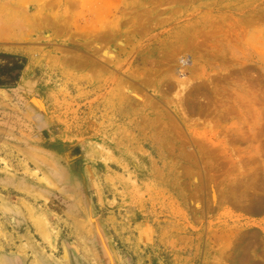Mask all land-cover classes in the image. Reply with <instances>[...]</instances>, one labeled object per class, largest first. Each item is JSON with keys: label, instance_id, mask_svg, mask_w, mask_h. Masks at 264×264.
<instances>
[{"label": "rangeland", "instance_id": "374dc122", "mask_svg": "<svg viewBox=\"0 0 264 264\" xmlns=\"http://www.w3.org/2000/svg\"><path fill=\"white\" fill-rule=\"evenodd\" d=\"M2 51L0 264H264V0H0Z\"/></svg>", "mask_w": 264, "mask_h": 264}, {"label": "flooded vegetation", "instance_id": "af4514ba", "mask_svg": "<svg viewBox=\"0 0 264 264\" xmlns=\"http://www.w3.org/2000/svg\"><path fill=\"white\" fill-rule=\"evenodd\" d=\"M4 62H2L0 65H4V64H9L11 66L12 62L7 61L6 59ZM18 64H22L20 62H17ZM23 66L21 68H16L14 70H12L10 72L11 75L7 74V73H2L0 74V80L3 81V86H0V90H4V89H15L16 86L18 85V83L21 80V74H22V70ZM15 76V79H14ZM14 264H18V260L15 261L14 259ZM21 264V263H20Z\"/></svg>", "mask_w": 264, "mask_h": 264}, {"label": "trees", "instance_id": "16d2710c", "mask_svg": "<svg viewBox=\"0 0 264 264\" xmlns=\"http://www.w3.org/2000/svg\"><path fill=\"white\" fill-rule=\"evenodd\" d=\"M18 57L19 56H15V55H11V54H7V53H0V58H4V59H10L12 62L11 66L9 64H4V65H0V74L2 73H7L9 75L10 72L16 68H21L22 67V64H18L17 63V60H18ZM21 59H24L23 57H19ZM14 79H15V76H14ZM3 81L0 80V86H3Z\"/></svg>", "mask_w": 264, "mask_h": 264}, {"label": "crops", "instance_id": "0c3cea01", "mask_svg": "<svg viewBox=\"0 0 264 264\" xmlns=\"http://www.w3.org/2000/svg\"><path fill=\"white\" fill-rule=\"evenodd\" d=\"M2 53H7V54H11V55H15V56H19V57H23V56H20V55H18L16 52H10V51H2ZM18 57V60H17V62H20V63H22V66H23V69H24V67H25V63H23L22 61H21V58H19ZM4 59V58H3ZM2 59V62H4L5 60H3ZM8 59V58H7ZM9 61H11L10 59H8ZM7 60V61H8ZM1 63V62H0ZM22 69V70H23ZM4 120H3V118H1L0 117V145L2 144V145H4V143H6L7 144V142L5 141V140H2V138H3V136H5L4 135V133L2 132V128H4V122H3Z\"/></svg>", "mask_w": 264, "mask_h": 264}, {"label": "bare ground", "instance_id": "6f19581e", "mask_svg": "<svg viewBox=\"0 0 264 264\" xmlns=\"http://www.w3.org/2000/svg\"><path fill=\"white\" fill-rule=\"evenodd\" d=\"M92 221H93V220H92ZM37 224H38V223H37ZM39 225H40V224H39ZM38 227H40V226H38ZM38 227H37V228H38ZM38 229H40V228H38ZM43 234H44V233H43Z\"/></svg>", "mask_w": 264, "mask_h": 264}]
</instances>
